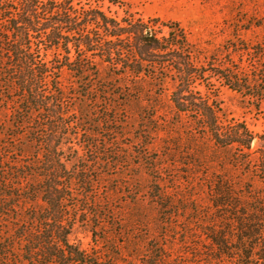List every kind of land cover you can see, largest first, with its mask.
I'll return each mask as SVG.
<instances>
[{
	"label": "trees",
	"instance_id": "16d2710c",
	"mask_svg": "<svg viewBox=\"0 0 264 264\" xmlns=\"http://www.w3.org/2000/svg\"><path fill=\"white\" fill-rule=\"evenodd\" d=\"M166 26L161 36L149 28L126 31L102 13L73 12L71 0H0V264L172 263V241L164 231L172 219L166 203L171 196L155 175L156 158L146 156L147 139L140 143L143 151L136 164L151 172L150 209L138 213L137 207L131 214L133 226L127 227L113 207H104L93 194L92 187L110 167L129 162L118 144L126 132L118 114L133 104L142 129L137 138L149 139L157 131L148 125L157 124L154 113L147 112L157 106L142 104L146 91L139 82L152 76L160 90L155 98L167 84L174 85L172 107L178 116L196 114L200 136L224 149L241 136L242 146L250 148V140L244 139L247 127L235 123L228 129L220 121V108L208 98H190L191 88L214 77L259 110L264 59H255L261 56L255 47L247 65L241 54L235 61L231 51L241 49L228 45L200 65L178 23ZM64 70L72 78L67 84ZM258 168L264 174V151ZM218 184L214 204L231 208L227 218L212 220L203 231L213 251L232 257L240 245L261 243L264 252L261 198L227 181ZM152 206L161 212L159 230L150 217ZM78 229L90 233V248L70 240ZM244 249L240 264H255L249 255L255 250Z\"/></svg>",
	"mask_w": 264,
	"mask_h": 264
},
{
	"label": "rangeland",
	"instance_id": "374dc122",
	"mask_svg": "<svg viewBox=\"0 0 264 264\" xmlns=\"http://www.w3.org/2000/svg\"><path fill=\"white\" fill-rule=\"evenodd\" d=\"M71 7L73 12L102 13L126 27V31L149 28L158 36L166 35V25L178 23L193 45L200 65L212 52H221L228 45L241 49L231 51L235 61L241 54L242 63L247 65L255 47H259L261 56L254 58L264 59V0H71ZM246 46L248 50L244 52L243 47ZM94 58L98 59L97 56L90 57L91 60ZM255 59L253 62H257ZM110 69L119 71L113 64H110ZM171 76L176 78L173 74ZM129 79L136 80L135 77ZM62 80L65 84L72 80L65 70ZM155 81L152 76L139 80L146 91L142 104L157 106L155 109L147 107V112H153L157 120V124L148 125L156 126L157 131L149 139L143 134L138 139L142 129L139 128V112L135 105L120 111L118 117L125 120L126 132L118 144L128 154L129 162L118 169L110 167L103 181L92 187L93 194L102 199L104 207H113L116 218H121L127 227L133 226L132 215L137 207L138 213H146L144 209H150L147 188L151 172L143 164H136L138 154L143 151L140 143L147 139L151 144L146 156L156 158L155 175H159L161 185L171 196L166 203L170 205L172 219L164 230L172 241L171 264H240L244 261L246 247L255 250H249L255 264H264L261 243H245L238 248L233 239L231 243L238 250L234 249L233 256L228 257L214 252L215 247L203 234L212 220L222 221L220 217L225 219L230 215L231 207L216 206L213 202L218 197L213 189L221 181L233 183L244 192L250 191L264 203V174L258 168L264 151L261 145L264 140V102L260 103L259 110L249 107L237 93L214 77L209 82L201 80L194 84L190 98H208L210 103L220 108V121L228 129L235 123H243L248 129L244 139L250 140V148L242 146L245 140L241 136H234V141L224 149L215 147L213 139L198 134L196 114L177 115L170 99L174 89L171 82L160 97L155 98V93L160 92L154 86ZM255 140L259 145H254ZM78 152L82 153L81 150ZM137 191H140L137 194L139 200L135 206L133 197ZM142 202L143 208L139 204ZM157 207L152 206L150 215L155 230L160 229L157 223L161 212ZM70 240L83 248L92 246L90 233L83 229L76 230Z\"/></svg>",
	"mask_w": 264,
	"mask_h": 264
},
{
	"label": "water",
	"instance_id": "95a60500",
	"mask_svg": "<svg viewBox=\"0 0 264 264\" xmlns=\"http://www.w3.org/2000/svg\"><path fill=\"white\" fill-rule=\"evenodd\" d=\"M256 144H258V145H259V142L255 140V141H254V145H256Z\"/></svg>",
	"mask_w": 264,
	"mask_h": 264
}]
</instances>
